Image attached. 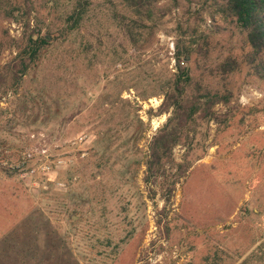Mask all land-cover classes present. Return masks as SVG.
<instances>
[{"label": "rangeland", "instance_id": "374dc122", "mask_svg": "<svg viewBox=\"0 0 264 264\" xmlns=\"http://www.w3.org/2000/svg\"><path fill=\"white\" fill-rule=\"evenodd\" d=\"M216 3L152 0L142 19L125 0L0 6V264H264V80ZM31 38L48 43L17 84ZM178 45L188 93L232 98L150 177Z\"/></svg>", "mask_w": 264, "mask_h": 264}, {"label": "trees", "instance_id": "16d2710c", "mask_svg": "<svg viewBox=\"0 0 264 264\" xmlns=\"http://www.w3.org/2000/svg\"><path fill=\"white\" fill-rule=\"evenodd\" d=\"M129 7L135 10L142 19L143 9L152 6V0H125ZM9 0H0V6L8 4ZM75 13L83 10L78 1ZM216 13L226 21H233L246 33V41L251 51L246 54V62L252 73L260 80H264V0H217ZM46 39L35 41L31 38L26 47L8 64L9 74L19 84L28 70L34 65L42 51V46L47 44ZM191 54V49L177 46L175 59L177 71L170 88L164 94V101L160 112H170V117L163 128L158 130L150 144L149 159L146 162L148 175L159 174L165 171V166L173 162V151L185 135L195 131L201 122H208L215 118L214 107L220 103L228 104L232 94H219L206 91L204 93H188L193 84L191 70L181 64ZM240 67L238 60L227 58L219 66L223 75L232 74ZM264 113V103L260 110ZM228 120V119H227ZM139 122L141 120L139 119ZM103 166V164H99ZM191 167L190 164L179 165L176 171L178 178L185 176ZM174 191V190H173ZM242 264H247L245 260Z\"/></svg>", "mask_w": 264, "mask_h": 264}]
</instances>
